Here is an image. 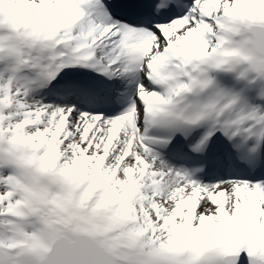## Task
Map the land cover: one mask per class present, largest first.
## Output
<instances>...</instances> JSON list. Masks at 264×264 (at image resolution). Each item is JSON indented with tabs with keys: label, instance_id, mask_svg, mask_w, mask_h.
Returning a JSON list of instances; mask_svg holds the SVG:
<instances>
[{
	"label": "snow or ice",
	"instance_id": "snow-or-ice-1",
	"mask_svg": "<svg viewBox=\"0 0 264 264\" xmlns=\"http://www.w3.org/2000/svg\"><path fill=\"white\" fill-rule=\"evenodd\" d=\"M0 264H264V0H0Z\"/></svg>",
	"mask_w": 264,
	"mask_h": 264
}]
</instances>
